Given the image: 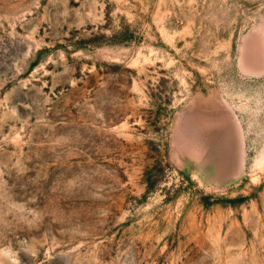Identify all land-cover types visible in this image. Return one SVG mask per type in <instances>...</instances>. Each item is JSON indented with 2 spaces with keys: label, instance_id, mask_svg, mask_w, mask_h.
I'll return each mask as SVG.
<instances>
[{
  "label": "rangeland",
  "instance_id": "374dc122",
  "mask_svg": "<svg viewBox=\"0 0 264 264\" xmlns=\"http://www.w3.org/2000/svg\"><path fill=\"white\" fill-rule=\"evenodd\" d=\"M0 264H264V0H0Z\"/></svg>",
  "mask_w": 264,
  "mask_h": 264
}]
</instances>
